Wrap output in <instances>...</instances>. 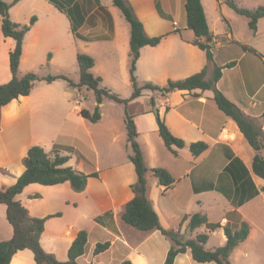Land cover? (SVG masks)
<instances>
[{
    "label": "crops",
    "instance_id": "0c3cea01",
    "mask_svg": "<svg viewBox=\"0 0 264 264\" xmlns=\"http://www.w3.org/2000/svg\"><path fill=\"white\" fill-rule=\"evenodd\" d=\"M3 1L13 4L9 13L11 20L15 23L29 25L32 17H37V21L27 33L29 37L31 35L30 47L34 49L38 45L40 27L43 25L50 26L51 30L59 24L61 27L71 26L68 17L64 16L49 0H20L17 3H14L15 0ZM57 1L69 10L73 18L76 17L75 20L85 19L79 33L98 31V36L91 39L94 44L104 42L102 39L104 36L108 39L104 44L114 46V44L117 45L121 36L119 41L122 42L125 51L127 45L129 46V53L125 52L127 54L124 61L129 62L130 70L131 28L113 0H98L99 3L96 0ZM126 1L133 7L149 37L165 36L156 47L146 46L141 49L136 65V76L141 87L153 84L163 88L170 80L186 79L206 67V53L193 45L195 34L187 28V15L186 20L183 19L186 14V0ZM223 3L226 4L225 0ZM159 8L169 18L162 17ZM117 15L122 16L126 22L122 27L123 32L119 30ZM211 31L216 34L212 29ZM44 35L47 37L45 33ZM26 36L20 67L27 54ZM127 37L128 41H126ZM232 38H234L233 34L229 32L228 39ZM0 41L8 44L4 64H1L0 53V85H2L12 79L10 52L15 47V41L4 37L1 30V18ZM90 41H85L86 45L93 43ZM247 53L249 52L241 56V61H238L235 66L223 70L217 88L264 132V60L257 63L251 61ZM90 55L95 59V66L92 69L94 75L104 79L102 72H95L98 69L96 56ZM220 55L226 57L216 47L214 57L218 66H225L231 62L227 58L222 59ZM39 58L37 63L44 61ZM245 59L247 60L244 61ZM48 61V63L53 62V58L51 57ZM232 72L240 74L242 82L230 79ZM34 89L29 96H21L8 105L0 107V187H10L17 182L26 170L23 160L29 149L35 145L43 147L47 153L54 147L60 148L59 154L70 158L68 163H71L76 155V166L71 167L86 175L98 174L97 178L88 179L87 187L83 192H75L69 182L54 186L30 184L17 196V200L28 209L31 217H49L45 222L40 240L45 252L54 255L59 261H67L72 243L78 233L84 230L88 233V243L85 254L78 260L82 264H102L101 260L107 254L118 257L115 264H121L126 260H130L132 264H157L151 253V247H141V239H136L133 235V232H136L135 229L125 225L122 220L126 204L134 198L131 187L138 179L135 166L129 160V153L126 154L125 163L116 164L107 170V177L114 175L112 179L106 181L104 175L97 169L87 170L86 165L90 161L82 150L94 144L92 131L104 120L102 108L107 99L100 106L101 120L93 124L81 116V109L84 107L77 105L78 100L75 102L77 94L65 91L63 99L74 103L71 111L76 113L77 123L64 122L60 130L55 132L56 135L41 137L38 135L39 129L33 122L32 114L37 108L41 110L46 106L49 108L58 105L60 99L57 97L55 100L53 98L47 100L43 97L50 96L52 94L50 91H34ZM74 89L79 93L87 90L86 88ZM145 96L149 97L148 106L141 108L140 100ZM151 99L155 101L154 107L151 105ZM135 106L139 109L135 110ZM155 108L158 109L160 117L165 120L170 131L186 142V147L183 149L173 147L177 155L165 146L159 135L156 116L153 112ZM127 110L136 122L139 134L137 141L143 151L146 166L149 169L164 168L176 180L175 185L166 190L164 186L159 185L157 179L148 177V196L162 227L167 230L181 229L182 233L186 234L189 222L181 226V221L184 216L196 213L205 215L210 223L230 225L235 229L246 222L250 227L249 237L235 248L230 256V262L231 264H264V178L253 172V162L257 152L249 145L237 124L218 108L213 91H175L163 95L160 92L144 89L142 96L132 101ZM54 135L55 139H52ZM60 137L65 143L71 142L79 148L60 143L62 142ZM50 139V144H47ZM196 142L206 143L208 149L195 158L189 150V145ZM145 146L150 151L149 155L145 152ZM126 148L130 149L127 130ZM163 148L164 151H162ZM260 155L264 156V150H261ZM115 176L120 178L116 180ZM151 185L154 190H151ZM190 200H195L197 204L195 212L187 210ZM111 212L115 214L114 218ZM107 213L112 215L111 223L109 221L107 223ZM98 218L102 219L100 223L97 221ZM95 231L105 232L112 237L111 247L99 255H94V250L101 242L99 240L90 242V237ZM206 232V226L197 228L192 233V238ZM13 234V227L7 220V207L0 204V242L10 240ZM147 234L162 235L159 231ZM217 237L219 238L217 246L210 247L211 241ZM226 241L224 230L220 228L210 234L206 249L214 250L224 246ZM162 242L161 264H165L172 242L168 238ZM193 262L195 261L190 250L179 255L175 260V264H194ZM212 263L215 262L209 264ZM10 264H36V262L30 250H23L14 255Z\"/></svg>",
    "mask_w": 264,
    "mask_h": 264
},
{
    "label": "trees",
    "instance_id": "16d2710c",
    "mask_svg": "<svg viewBox=\"0 0 264 264\" xmlns=\"http://www.w3.org/2000/svg\"><path fill=\"white\" fill-rule=\"evenodd\" d=\"M20 0H15L14 3ZM59 11L65 9L57 0H49ZM96 2L99 3L98 0ZM114 5L121 10L126 21L130 24V81L133 92L129 98H121L118 94L102 87V78L96 77L92 73L95 66L93 57L87 54H79L77 62L80 71L79 81L75 82L65 75H48L40 77L34 72H29L20 76L19 67L23 54V42L25 35L31 30L32 25L37 21L36 17H32L29 25H21L15 23L10 18V9L13 4H8L0 0V18L1 30L5 38H11L15 41V47L10 52V70L12 79L0 85V107H4L13 100L21 96H29L38 82H46L52 84L57 80L68 82L73 88H86L94 92L97 105L93 112L86 108L81 109V116L93 124L98 123L101 118V104L104 100H110L124 106L125 109V126L127 130V141L131 149L129 160L134 164L137 182L132 185L131 189L134 198L128 202L124 208L122 220L128 226L141 232L159 231L163 236L172 242V246L168 252L165 264H175L176 258L191 251L192 258L197 263L231 264L230 256L232 252L241 243L245 242L250 233V227L243 222L238 229L230 225L222 226L220 223H210L205 215L196 213L194 215H186L181 221V226L185 222H189L188 231L193 233L197 228L206 226L207 232L198 234L196 237L185 239V234L181 229L167 230L160 223L159 216L155 211L152 201L148 196V177L152 176L157 179L159 185L164 186L166 190L172 188L176 180L171 173L164 168L149 169L145 164L143 151L137 141L138 131L134 117L127 110L128 105L142 96L144 89L153 92H160L163 95L175 91H213L214 100L218 108L229 118H231L239 127L249 145L257 152L253 162V172L264 178V156L260 155L264 150V132L257 127L253 121L233 102H231L218 88L217 83L220 81L223 70L232 68L236 65V61L230 62L225 66H218L215 62L214 47L216 43V35L211 31L207 16L202 4V0H186L185 9L187 15V28L194 32L195 39L193 45L198 46L205 51L207 57L206 67L199 73L194 74L186 79L179 81H168L166 87H159L153 84H146L141 87L136 76V65L140 57L143 47H156L161 43L165 36L149 37L144 29L143 23L137 18L133 7L126 0H113ZM225 3L233 9L237 14L245 16L249 19L250 29L256 33L258 21L264 18V7H258L255 10H247L238 6L235 0H225ZM162 17L169 18L159 8ZM72 21V31L76 38L86 41L91 39L79 34L78 27L74 24V19L70 12L67 13ZM83 21L81 22V24ZM81 24H79L81 26ZM79 26V27H80ZM245 52L254 53L260 56L256 50L243 46ZM263 60L264 57L260 56ZM151 105L155 106L154 99H151ZM159 135L165 143V146L175 155L177 152L173 147L183 149L186 142L176 137L166 125L164 119L160 115H156ZM208 149V145L204 142H196L189 145V150L193 157H198ZM70 158L62 156L54 151L53 155L47 153L45 149L39 145L31 147L27 156L23 160L26 168L25 172L20 176L17 182L6 188L0 187V204L7 207V220L14 230L13 237L8 241L0 242V264H10L16 253L23 250H30L34 254L36 264H82L78 260L85 254L88 243L87 231H80L72 243L67 261H59L57 258L45 252L41 246L40 240L44 231L46 218L31 217L27 208H25L17 196L30 184H41L44 186H54L69 182L75 192H83L90 177H98L97 173L86 175L75 170L71 166H67ZM111 213H107L110 215ZM59 215V214H58ZM101 218L97 221L100 223ZM223 228L227 238L224 246L214 250L206 249V244L212 232ZM111 247V242L98 243L94 250V255L106 252ZM121 264H132L130 260H126Z\"/></svg>",
    "mask_w": 264,
    "mask_h": 264
},
{
    "label": "rangeland",
    "instance_id": "374dc122",
    "mask_svg": "<svg viewBox=\"0 0 264 264\" xmlns=\"http://www.w3.org/2000/svg\"><path fill=\"white\" fill-rule=\"evenodd\" d=\"M235 1L239 7L247 10H255L258 7H264V0ZM203 4L209 27L216 33V43L214 50L216 49V47H218L220 51L226 55V57L220 55L222 59L227 58V60L231 62L236 61V63L238 61H241L240 58L245 53L243 46L256 50L260 56L264 57V18L258 21L257 32L254 33L249 27V19L245 16L237 14L228 5L224 4L223 0H203ZM63 7L65 10L62 12V14L68 17L67 13L69 12V10H67L65 6ZM116 18H118L117 22L120 32H123L122 27H124V23L126 24V22L124 18H122V16L119 17L117 15ZM68 19L71 21L69 17ZM183 19L186 20V14H184ZM83 20L85 19H74V24H76L78 29H80V27L82 26L83 23L81 24V22ZM79 24H81V26ZM72 26V21L71 26L69 27H61V25L59 24L54 27L53 30H51L50 26L46 27V25H43L42 27H40V39L35 49L30 47V45L32 44L30 38L31 35L29 37V34H26V45L28 44L27 54L26 59L19 68L20 75H24L29 72H34L40 77H46L48 75H65L71 80L76 81L79 80V66L77 62V56L79 54H94L96 56L95 58H97L98 61V69H96L95 72H102L104 75V79H102V87L118 94L121 98H129L133 92V88L130 81L129 62L126 63V60L124 61L125 54H127L125 52L129 53V46L127 45V49L125 51L122 42L119 41L121 36L117 41V45L114 44L115 47L110 44L106 45V43L104 44V42H107L108 39L102 35L101 36L103 37L102 39L104 42H101L100 44H94L93 40H91L90 42L93 43L86 45V40L75 37L72 31ZM97 32L91 31L87 33L84 31L79 34L84 37L93 39L98 36ZM229 32H231L234 37L231 40L228 39ZM44 33L47 35V37L44 35ZM126 41H128V37L126 38ZM7 50L8 44L0 41L1 64H4L5 62V53ZM247 54V57H249L251 61H255L256 63L257 61L262 62L263 60L260 56H257L254 53ZM51 57L53 58V62L48 63V60ZM37 58L44 61L37 63ZM246 60L247 59H245L244 61ZM92 73L95 74L94 71H92ZM229 78L232 80H241V75L236 72H232L230 73ZM42 90L50 91L52 93L50 96H46L43 98H46L47 100H49V98H53L55 100V98L58 97L60 100L59 104L55 103L58 105L49 108L46 106L43 107L45 109L41 110H38L37 108L36 112L32 114L33 122H35L39 129L38 135H40L41 137H44V135L51 136L55 134L56 131L60 130L64 122H70L72 124L77 123V115L76 113H73V111H71L73 109L74 103L67 102L68 100L64 101L63 99V93L65 91L75 92L77 94L78 99L76 98L75 102L76 100H78L77 103L79 104L77 105H79L80 107H84L92 111L97 105L96 97L93 91L84 90V93H79L73 87H70L68 82L64 80H57L53 85L47 84L44 81L38 82L35 86L34 91ZM148 98V96H145L140 100L141 108H145L148 106ZM62 100L63 102H61ZM136 108L138 107L135 106L134 109L137 110ZM153 112L155 114V111ZM102 113L105 116L102 124L94 127V130L92 131L94 144L93 146L86 148L84 151L82 150V153H84V155L90 161V163L86 165L87 170H89L90 168H94L99 172L101 171V174L104 175L107 181L109 179H112L114 176L109 175L107 177V170L109 169V167L116 164L125 163L127 160L126 154H130L131 150L129 148H126L124 106L116 102L107 100L102 108ZM45 130H47V132ZM55 135L52 137V139H55ZM60 138L62 140V142L60 143L79 148L71 142L65 143L64 139H62V137ZM50 142L51 139L47 144H50ZM59 150L60 148L54 147L51 152H49V154L53 155L54 151L60 153ZM164 150L165 149L163 148L162 151ZM145 152H147L148 155L150 154V151L146 146ZM76 160V155H74L73 160L71 161V163H68V166H76ZM117 178L120 177L115 176L116 180ZM150 188L151 190H154L152 185L150 186ZM209 202L212 201L209 200ZM196 206L197 204L195 200H190L189 206H187V210H189V212H195L197 208ZM111 213L114 218L115 214L113 212ZM112 215H108L107 223L108 221L111 223ZM134 231H136L133 232V235L136 236V239H141V247H151V253L153 254L155 263L161 264L162 257L160 256V249L162 248V241H165L166 238L160 234H158L159 236H155L149 235L147 234V232L138 231L136 229ZM158 237L163 240H160ZM190 237H192V233L188 231L185 234V239ZM111 238L112 237L110 236V234L95 231L90 237V242L92 243L95 240H99V242L102 243L105 241H111ZM218 243L219 238H214L211 241L210 247L217 246ZM261 255H263V253H261ZM117 259V256L107 254V256L105 258H102L101 261L102 264H105L106 261L107 264H115ZM193 263L204 264L197 262Z\"/></svg>",
    "mask_w": 264,
    "mask_h": 264
},
{
    "label": "water",
    "instance_id": "95a60500",
    "mask_svg": "<svg viewBox=\"0 0 264 264\" xmlns=\"http://www.w3.org/2000/svg\"><path fill=\"white\" fill-rule=\"evenodd\" d=\"M154 111H155V114H156V115H158V114H159V111H158V109H156V108H155V109H154Z\"/></svg>",
    "mask_w": 264,
    "mask_h": 264
}]
</instances>
